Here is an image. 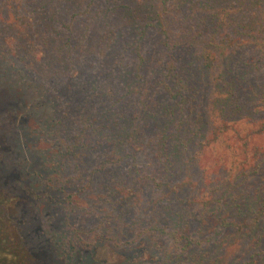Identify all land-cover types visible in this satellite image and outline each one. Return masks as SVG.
Here are the masks:
<instances>
[{
	"label": "rangeland",
	"instance_id": "obj_1",
	"mask_svg": "<svg viewBox=\"0 0 264 264\" xmlns=\"http://www.w3.org/2000/svg\"><path fill=\"white\" fill-rule=\"evenodd\" d=\"M162 1L0 0V137L6 140L0 149L6 161L0 162V264H159L162 251L180 245L175 237L194 233L206 218L214 221L226 196L243 193L223 183L216 162L224 155L244 157L236 152L242 144L224 142L225 136L234 141L240 122L230 121L225 129L227 121L217 113L226 102L219 91L226 55L198 76L195 98L168 96L165 76H173L175 63L185 79L192 61L197 67L200 58L186 54L191 41L197 53L209 47L222 54L227 48L232 74L246 75L235 94L244 115L250 114L255 93L264 89V0H187L195 6L179 9L172 7L176 0ZM114 5L121 7L109 16ZM159 11L177 45H164L152 28L155 37H141L136 24ZM213 11L218 19L211 20ZM113 28L115 37L122 32L116 74L107 73L108 67L100 78L92 70L84 73L87 66L74 62L80 45L107 50L111 43L103 36ZM51 58L53 71L47 68ZM92 59L104 72L102 57L88 56L85 63ZM75 71L80 73L73 87L60 89L54 73ZM123 71L137 91L129 89ZM126 98L131 103L122 104ZM167 102L175 107L172 121L165 114L154 117ZM110 108L119 123H113ZM255 114L264 125V108ZM147 121L148 127L132 134ZM13 165L20 172L10 178ZM203 194L213 198L204 202ZM246 257L233 260L227 253L226 260L237 264ZM255 264H264L262 256Z\"/></svg>",
	"mask_w": 264,
	"mask_h": 264
},
{
	"label": "trees",
	"instance_id": "obj_2",
	"mask_svg": "<svg viewBox=\"0 0 264 264\" xmlns=\"http://www.w3.org/2000/svg\"><path fill=\"white\" fill-rule=\"evenodd\" d=\"M168 1L169 0H163V5H169ZM185 4L191 5L193 3L188 2L187 0H176V2L172 4V7L175 5V7L179 9L181 5ZM119 7L121 6H111L107 9V14L110 13L109 16H111L112 13ZM133 15L134 13L131 14V16ZM209 16L211 20L213 18L215 19L216 16V19H218V12L213 11L209 14ZM136 27L140 29L142 35L141 37H144L145 35L146 38L155 37L156 33L149 31L153 29L157 31V34L160 36L161 42L164 45L167 44L169 46H174L179 43L176 41L173 44L171 31L167 26L165 14H163L162 11H159L153 18H151L150 21L144 24L137 23ZM114 31L115 28H113L111 32L109 31L107 35L105 34L103 36V39H105L107 36L108 41L111 43L107 50L98 52L96 50H90L89 48L84 49L83 43L80 45V57L74 60V62L79 61L83 66H87L83 70L84 73H86L87 70H92L97 74V77L100 78L101 76H104V73H106V68L108 67L110 70H108L107 73L113 75L116 74L114 69L115 63L117 62L116 50L118 47L116 46V43L119 41L120 36H122V32H117L118 37H115ZM56 32L57 36H61L60 31ZM140 43L141 42H138L137 47L140 45ZM66 44H70L68 39H66V43L64 45ZM193 44L194 42L191 41L187 47L186 54L190 57H199V64L195 68L194 61L191 62L193 69L192 71L187 70L188 77L185 79L182 76L183 74L181 68L177 63L174 62L175 64H173L171 69L172 71L176 72L173 74V76L169 71L167 72L165 77L168 79V82L165 92L170 97H180L182 100H187L189 97L195 98L197 94V85L195 82L197 81L198 76H200L202 72L211 66L214 67L218 57L226 55L221 60L223 69L220 71L225 84L221 82L219 88L221 93L220 99L225 98L226 102L218 106L217 113H221L223 120L227 121L225 129L232 126L229 124L230 121L236 120L240 122V127L236 128L237 134L234 138V141L228 136H225L224 142L227 143L229 147L242 144L240 147L244 146V148L242 150L236 148V152L238 157H240L242 154L244 157L243 159H234L233 156V159H229L224 155L216 162L222 165L221 167L223 169V173L221 176L223 177V183L228 181L227 186L229 188H231L233 185H236L241 189V191H243V193L239 195L234 194L233 196H226L222 201L224 204V209L223 211L221 210L220 215L214 221L206 218V222L203 221L198 223L199 225L196 230H194V233L182 234L179 237H175L174 241L176 243L180 242V245L174 246L173 250L171 249L170 251L166 252L162 251L159 264H229V260H226L227 253L233 260H238L241 255L247 256L243 262L237 264H255L258 256H262V259H264V141L261 140V137H264V125L259 124V119L255 114H258L259 110L264 108V89L257 94L255 93L256 100L253 110L250 114L244 115V107L238 100L239 96L235 94V88L241 86L242 83H245L247 78L243 73L232 74V68L230 67V56H232V54L228 53L227 48L222 54H219L218 51H211L209 47H204L200 52L197 53L196 49H191ZM238 46H241V44ZM138 50H140V46L138 47ZM69 53L70 50H68V54ZM209 55L214 56L213 61ZM88 56L91 58L101 56L103 59L104 72L100 70V63L98 64L94 59H92L89 63H85ZM144 62L147 64L145 57H143V60L138 67V76L141 77H143V67L141 66L144 64ZM123 63L126 64L127 59H125ZM32 64L36 67L35 63L32 62ZM52 66H54V61L51 58L48 62L47 68L51 70ZM53 70L54 68L52 71ZM57 71L58 70L56 69V73H58ZM78 73L80 72L75 71L66 75L54 73V79H56L55 82L57 83V86H60V89L64 88V86L65 88H69L73 87L70 85L72 82L71 80H74V78L78 76ZM127 73V71H123L120 75L123 77L124 81L129 82L130 87V85H132V80L130 75ZM57 78H59L61 81H58ZM92 81H95V78ZM172 83L174 84L172 85ZM83 88L74 90L83 91ZM129 89L132 91H137V89L133 87H130ZM241 89L242 91H247V88L244 86ZM115 91L116 90L113 87L109 93H114ZM258 95L260 96L258 97ZM126 103H131V98H126L122 101V104ZM122 108L123 107H119V109ZM142 109L145 112H150L151 106L144 104ZM108 113L110 116L114 117V120L113 118L110 119L111 121L113 120V123H119L120 119L118 116H115L114 109L110 108ZM162 114L169 115L170 117L168 119L172 121L175 115V107H172V104L167 102L163 106L160 105L159 110L156 109L153 113V116L157 117L158 115ZM148 126V121L140 126H136L132 130V134L135 131H138L141 127ZM5 141L6 140L2 135L0 137V149L6 145L3 143ZM166 145L167 142L164 140L163 147L165 148ZM181 145L182 148H180V154L181 156H185L187 153V149L183 147L185 146V143L183 142ZM1 153L3 152H0V162L5 163L6 161L3 159L4 156ZM160 161H162V163L168 167L167 160L160 159ZM10 171L8 177L11 178L16 177L14 173H19L20 169L13 165ZM211 198H213V195L211 194H203L200 196V199H202L204 202ZM18 201L22 202L23 198H18ZM199 221H202V219ZM56 238L59 241L57 236ZM242 243H244V247L241 246ZM237 245L238 248L236 247ZM96 250L97 253L102 252L98 248Z\"/></svg>",
	"mask_w": 264,
	"mask_h": 264
}]
</instances>
